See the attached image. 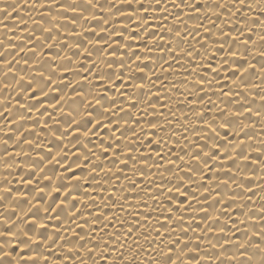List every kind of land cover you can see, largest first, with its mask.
Returning a JSON list of instances; mask_svg holds the SVG:
<instances>
[{
	"label": "snow or ice",
	"instance_id": "6c2138e0",
	"mask_svg": "<svg viewBox=\"0 0 264 264\" xmlns=\"http://www.w3.org/2000/svg\"><path fill=\"white\" fill-rule=\"evenodd\" d=\"M19 4L0 5L5 28ZM30 6L38 18L20 29L27 35L15 43L0 39V264H47L40 245L51 249L58 240L65 259L79 264H264V203L253 199L256 188L264 191V0H32ZM186 16L200 22L190 30ZM201 28L203 42L196 39ZM189 37L200 47H183ZM156 52L172 54L181 67L189 58L184 91L156 75L155 65L146 72ZM161 86L177 90L157 95ZM41 106L62 113L56 124L63 131L49 127L52 146L33 157L39 145L31 139L34 124L26 125ZM173 135L178 139L169 146ZM16 169L28 192L12 187ZM121 180L130 181L127 189ZM33 193L49 195L44 212L63 216L71 236L38 239L36 226L43 238L49 225L32 213V220L21 217L33 225L21 238L13 215L23 206L16 201L38 208L44 198Z\"/></svg>",
	"mask_w": 264,
	"mask_h": 264
},
{
	"label": "bare ground",
	"instance_id": "6f19581e",
	"mask_svg": "<svg viewBox=\"0 0 264 264\" xmlns=\"http://www.w3.org/2000/svg\"><path fill=\"white\" fill-rule=\"evenodd\" d=\"M8 2V0H0V5H3L4 3ZM32 3V0H28V4L29 6L24 7V0H20V4L18 5V7L20 8L19 12H13L11 17H7L5 22L9 25L8 28H5L3 26V24H0V39H4L6 42L8 40V37H12V42L15 43L17 41L18 37H21L22 35H27V32L25 33H21L20 29L21 28H27V29H31L32 27V18L36 17L38 18V13L30 6ZM162 11V10H161ZM149 17L153 16V15H159L157 13H153L151 11H149L148 13ZM0 16H3L2 13H0ZM215 19V17H213ZM185 21L187 22V26L189 27V29L191 30V26L192 24L195 23H199L200 21H197L195 19H189V17H184ZM200 20L204 22V24L208 25V21L204 20V15L203 13H201L200 15ZM168 23V22H166ZM72 25H68V28H71ZM183 27V26H181ZM209 27H211L209 25ZM226 27V24H225ZM76 30L80 31V27L76 26ZM165 31H167V29H165ZM14 33V34H13ZM205 34V29L201 28L199 29V32L197 34L196 39H200L203 42V36ZM69 39H75V37H69ZM141 39H143V37H141ZM86 43V42H85ZM132 43L135 45L137 43V41H132ZM192 44H196V40L192 39L191 37H189L187 39V41H181V45L183 47H188ZM175 47V45L173 46ZM196 47L199 48L200 45L196 44ZM95 51V49L93 50ZM30 55V54H29ZM61 55H63V53H61ZM163 56L162 60H159L158 57ZM153 60L150 61H145L148 64V69H146V72H151V70L153 69V65H155V72L156 75L160 76V77H165V76H169L171 77V79L173 81L176 82L179 91H184L183 88V83L184 81V76L187 75L188 73H186L184 70L188 69V72H191L192 69V65L190 63H188L189 58L185 57V59L183 61H181V64L183 65V67L180 66V64L176 63V60H174L172 58V54L170 53H165V52H156L153 53ZM77 59H82V57H78ZM90 59H96L95 55H93L92 57H90ZM201 60H203V54L201 53ZM220 57H217L216 60V67L219 68L220 67V63H219ZM168 61V63L172 64V68H168V64H165L164 62ZM87 64V62H85ZM160 64H164L165 68H168L167 72H163L161 71L159 65ZM173 69H175L173 71ZM197 71H203V69L197 68ZM194 75V74H193ZM221 75L223 76V73H221ZM125 76H127V73H125ZM145 83H147V81H145ZM229 84H231V81H228ZM208 85H205V88H207ZM130 91H132L131 89H129ZM177 89H171L170 87H164L161 86L160 88V93H157V95H160L161 93L163 94H170L172 92H175ZM146 91V89H145ZM109 93H111V89L109 90ZM211 95V93H209ZM53 95H56L55 93H53ZM108 99L111 100L113 98V95L111 94H107ZM216 97L213 95V99H215ZM127 99V98H125ZM173 100L177 99V97L173 96L172 97ZM205 99H207V97H205ZM45 103H47V99L45 100ZM165 103H170V101H165ZM143 107V104H139L137 106V108H141ZM181 107H183V105H181ZM165 113L169 112V108H164L163 109ZM172 110L175 112V115L177 118H179L181 116V113L179 111H176V106L173 104L172 105ZM40 112H44L43 107L41 106L40 111L32 114V118L31 120L28 121V125H33L34 124V128H33V134L31 135V139L34 142H38V147H33L31 149V154L34 157L36 155V153L38 152H47V149L49 147L52 146V143L54 141V136L51 132L48 131L49 127H60V130L63 131V126L62 125H57L56 124V120L58 119H63L62 113L59 110H55L54 116L52 115L54 112V109L49 107L47 109L46 112H44L43 115H40ZM137 115V111L133 110L132 111V117L135 118ZM209 115H211V113H209ZM160 119H163V117H161ZM47 120V125H45V121ZM38 121V123H36ZM94 122V121H93ZM173 128H178V125H173ZM35 133H39V135H36ZM27 134V133H26ZM178 137L176 135L172 136V139L168 141L169 146L172 145V141L173 140H177ZM257 139H259V137H257ZM257 141L254 140L253 143L255 144ZM181 144H183L184 142L181 141ZM23 150H27L28 146L27 145H23L22 146ZM21 148H17L16 151H21ZM179 149H177L178 151ZM0 151H3L2 148H0ZM147 151V150H145ZM109 156L111 157V153H109ZM28 157H22V159H27ZM17 159H21V158H17ZM94 159V158H93ZM173 167H175L173 165ZM20 169H16L15 171H13V174L11 177H9L10 179L13 180V184L12 187L14 188H20L22 192H28V188L24 187L21 180H20V176L17 175L18 172H20ZM85 172L88 171L87 168L84 169ZM147 171V170H146ZM151 171L156 172L157 170L155 168L151 169ZM160 171H163V169H161ZM5 173V165L3 164L2 161H0V174H4ZM23 174V173H21ZM132 173L131 171L129 172V176H131ZM0 178H2V175H0ZM137 179H141V177H139V175H137L136 177ZM90 179V177H89ZM100 177L97 176V180H99ZM156 180H159L160 177H155ZM259 178L257 177V180ZM121 185H123L126 189L128 188L130 181H125V180H121L119 182ZM144 183L151 185V180L150 179H145ZM152 186V190L158 191V189L155 188L154 185ZM95 187V183L88 185L89 188V192L88 195L90 196L92 194V188ZM105 187L108 188V191L111 192L112 188L109 185H105ZM117 192L120 191L119 188H117L116 190ZM167 190L165 189V192ZM255 196L253 197V199L255 200H259L260 202L264 203V191H261V189L256 188L255 189ZM98 196L99 195H104L105 199L107 197V193H96ZM127 195L131 196L134 195L135 193L133 192H126ZM33 195H42L44 200H43V204H41L38 208H33L30 204L27 203V201L25 200H18L16 201L17 204H20L23 206V210H19L13 215V219L16 221L17 225H20V229H19V234L21 236V238H24V230H27L28 228L33 227L32 224L30 223H23L21 222V217L23 216L24 220H32L34 219V217L32 216V213H37V215L39 217H43V222L48 224L49 227L47 229V231L44 232V236L43 238H41L39 236L40 233V229L38 226H36V233H37V238L38 239H48L49 234H51V236L54 238L56 235H68L71 236L70 232L64 231L67 227H68V223L67 220L62 216L59 219H52V217L55 215V213H45L44 212V208L48 206L49 203H51L49 195L44 194V193H33ZM85 193L83 190H81L80 192V197L83 198L85 197ZM141 196H146V193L141 192L140 193ZM29 199H31V197H29ZM57 203H59V201H57ZM87 204H89V206H91L92 202L91 201H86ZM96 203H100L99 200L96 201ZM133 204L136 203V201H132ZM149 203H152L151 201ZM175 206V205H174ZM76 207L77 209H79L82 214L86 215V213L83 212V209L81 208V204L79 202H76ZM256 212L257 214L259 213V205L255 206ZM150 209H146L145 211H149ZM105 212H110L111 209L109 208H105L104 209ZM131 211V210H129ZM162 211H166V209H162ZM7 215V213H6ZM153 216H156L157 213L156 212H152ZM126 219H131V216H127L125 215ZM92 219H95V217H91L89 218L90 222ZM239 220V217H237V221ZM81 223L83 222L82 220L80 221ZM153 223H155L153 221ZM56 225H60V232H55L54 228ZM204 225L201 224V227H203ZM74 227V225H73ZM243 227V225L241 226ZM126 228V226H125ZM146 230V229H145ZM77 231H79V229H77ZM108 231H112V229H108ZM103 234L101 233V236ZM190 235H192V233H190ZM105 239H107V237H104ZM48 242L51 243V240L48 239ZM144 241L141 239V243H143ZM15 243V241H14ZM62 243V241H57L56 244H53L51 249H47L46 246L42 243L40 245V252H42L44 255L48 256L49 259L47 261V264H79V261L76 260L75 257L72 258V260H66L65 259V255L66 253L64 252V250L60 247H58V245H60ZM28 246L31 248H35L36 245L32 244L31 241L28 242ZM27 250V249H26ZM114 255V254H113ZM15 264V261H14ZM22 264H31V261H27V262H22ZM41 264H43V262H41ZM101 264H108L107 261H102ZM202 264H208V261H203Z\"/></svg>",
	"mask_w": 264,
	"mask_h": 264
}]
</instances>
